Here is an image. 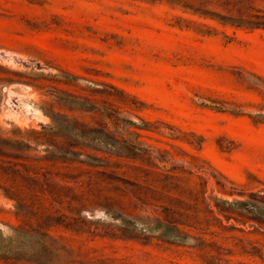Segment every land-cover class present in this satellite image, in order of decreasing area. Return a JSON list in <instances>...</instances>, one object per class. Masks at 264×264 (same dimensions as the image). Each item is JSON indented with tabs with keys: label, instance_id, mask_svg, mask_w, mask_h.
Listing matches in <instances>:
<instances>
[{
	"label": "rangeland",
	"instance_id": "obj_1",
	"mask_svg": "<svg viewBox=\"0 0 264 264\" xmlns=\"http://www.w3.org/2000/svg\"><path fill=\"white\" fill-rule=\"evenodd\" d=\"M0 54V264H264V0H0Z\"/></svg>",
	"mask_w": 264,
	"mask_h": 264
},
{
	"label": "built area",
	"instance_id": "obj_2",
	"mask_svg": "<svg viewBox=\"0 0 264 264\" xmlns=\"http://www.w3.org/2000/svg\"><path fill=\"white\" fill-rule=\"evenodd\" d=\"M1 95V107L7 112L21 116L27 120V125L34 122L33 116V103L25 98H19L12 93L10 86L4 85L0 87ZM36 124H43L41 121H38Z\"/></svg>",
	"mask_w": 264,
	"mask_h": 264
},
{
	"label": "bare ground",
	"instance_id": "obj_3",
	"mask_svg": "<svg viewBox=\"0 0 264 264\" xmlns=\"http://www.w3.org/2000/svg\"><path fill=\"white\" fill-rule=\"evenodd\" d=\"M1 56H3L2 58H6V57H8L9 58V56H11L10 54L8 55L7 54V56H4V55H1L0 54V57ZM17 60H20L21 62H24L22 59H18V58H16ZM11 60V59H10ZM4 61H6V60H4ZM12 64V63H11ZM36 66L37 67H39V64L37 63L36 64ZM27 87L25 86V85H20V84H15V85H12V87H11V89H12V93L13 94H15V92H16V94H17V91H23L24 89H26ZM24 92V91H23ZM21 94H22V92H20ZM38 112V114L40 115V119L43 117V114L40 112V111H37ZM35 115V114H34Z\"/></svg>",
	"mask_w": 264,
	"mask_h": 264
}]
</instances>
